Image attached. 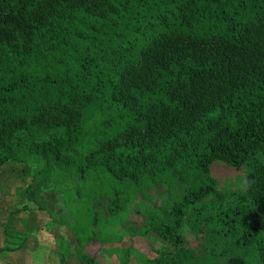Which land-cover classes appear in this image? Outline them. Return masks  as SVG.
I'll list each match as a JSON object with an SVG mask.
<instances>
[{"label": "trees", "instance_id": "16d2710c", "mask_svg": "<svg viewBox=\"0 0 264 264\" xmlns=\"http://www.w3.org/2000/svg\"><path fill=\"white\" fill-rule=\"evenodd\" d=\"M30 156L39 209L36 180L69 178L60 264H98L86 244L158 189L130 235L170 250L145 264H264V0H0V169ZM219 165L247 170L229 199Z\"/></svg>", "mask_w": 264, "mask_h": 264}, {"label": "rangeland", "instance_id": "374dc122", "mask_svg": "<svg viewBox=\"0 0 264 264\" xmlns=\"http://www.w3.org/2000/svg\"><path fill=\"white\" fill-rule=\"evenodd\" d=\"M128 114V110L122 109L119 113L111 115L117 123L111 134L126 124ZM40 166V161L30 156L25 157L21 163L9 161L0 169V264H60L62 240L69 238V230L57 222L72 223L73 218L67 214L64 205L66 194L59 193L58 189L66 191L70 187L69 178L57 171L50 184L41 179L36 180L31 194L40 204L39 209L36 204L27 201L25 195L27 188L32 184L34 173ZM212 171L214 178L220 180L218 200L219 197L229 199L227 193L242 185L247 172L244 167L227 168L223 165ZM170 188L174 192L175 200H179L185 185L172 184ZM210 200L213 198H207L205 201L211 202ZM166 201L167 196L162 189L153 191L146 200L134 201L125 219L106 220L105 234L109 238H115L105 244L91 241L86 244L84 252L98 264H145L143 259L146 256H152L154 252H168L169 246L152 235H130L132 230L135 231L143 225L141 208L153 209L160 215V208L165 207ZM215 201L216 198L213 202ZM24 207L26 210H23ZM8 224L11 225L10 230L15 234L14 237L7 233ZM182 233L188 248L198 252L201 249L199 236L193 233L188 225L183 227ZM118 237L121 239L118 240ZM21 238H25V245L17 249L16 243ZM65 255V264H82L74 258L72 250L68 249Z\"/></svg>", "mask_w": 264, "mask_h": 264}]
</instances>
